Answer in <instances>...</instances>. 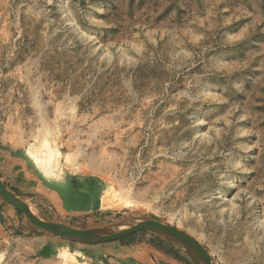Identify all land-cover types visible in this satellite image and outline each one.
Returning a JSON list of instances; mask_svg holds the SVG:
<instances>
[{"label":"rangeland","instance_id":"obj_1","mask_svg":"<svg viewBox=\"0 0 264 264\" xmlns=\"http://www.w3.org/2000/svg\"><path fill=\"white\" fill-rule=\"evenodd\" d=\"M43 136L51 174L26 153ZM0 172L47 220L156 219L215 264H264V0H0ZM119 242L194 264L149 231ZM97 247L0 197V264L161 263Z\"/></svg>","mask_w":264,"mask_h":264},{"label":"water","instance_id":"obj_2","mask_svg":"<svg viewBox=\"0 0 264 264\" xmlns=\"http://www.w3.org/2000/svg\"><path fill=\"white\" fill-rule=\"evenodd\" d=\"M0 197L18 209L33 224L74 243L95 245L118 241L137 232L149 231L177 245L194 264H215L209 251L195 237L176 226L156 219H133L90 228H73L61 222L47 220L33 212L31 205L25 199L7 187L1 172Z\"/></svg>","mask_w":264,"mask_h":264},{"label":"crops","instance_id":"obj_3","mask_svg":"<svg viewBox=\"0 0 264 264\" xmlns=\"http://www.w3.org/2000/svg\"><path fill=\"white\" fill-rule=\"evenodd\" d=\"M44 193L49 197L52 201V198H56L57 201L65 200L67 202L76 203L78 200L76 199L75 195L71 188H66L65 191L60 190L59 188L48 189L45 190ZM46 197V198H47ZM48 203H52L48 200ZM95 245H100V247L95 248L94 258L95 262H102L103 256L109 255L110 259L116 260H123L124 262H132L138 261L140 263H147L149 261V256H155L157 253L160 255V262L159 264H179L173 257H168L166 255H162L159 252L155 251L153 247H145V246H125L122 245L119 240L118 241H111L106 243H99Z\"/></svg>","mask_w":264,"mask_h":264},{"label":"bare ground","instance_id":"obj_4","mask_svg":"<svg viewBox=\"0 0 264 264\" xmlns=\"http://www.w3.org/2000/svg\"><path fill=\"white\" fill-rule=\"evenodd\" d=\"M46 132H47V130H46ZM44 133H45V131L42 133V135ZM39 138H40V136H39ZM52 142H53V140H52ZM50 143L51 142H49V138L46 136L45 137L43 136L42 140L40 141V145L38 148H36L34 146V147H28V149L26 150V153H27L28 157L30 158V160H32L35 163V165L37 167H39V169L41 171L44 172V174H51V168L53 167L52 165L55 164V162L58 161L59 157H60V153L55 152L54 149L52 148V146L50 145ZM57 181H59V180H57ZM119 201L120 202L118 204H120V203L125 204V205L129 204V202L127 200H123L122 198H119ZM52 202L54 204L58 205L57 204L58 201L56 198H54ZM33 212H35L36 214H39L34 209H33ZM63 253L65 254L66 252H63ZM64 264H66V263H64Z\"/></svg>","mask_w":264,"mask_h":264},{"label":"trees","instance_id":"obj_5","mask_svg":"<svg viewBox=\"0 0 264 264\" xmlns=\"http://www.w3.org/2000/svg\"><path fill=\"white\" fill-rule=\"evenodd\" d=\"M66 189V188H65ZM65 189H64V191H65ZM130 237V236H129ZM126 238H128V237H126ZM124 239V238H123ZM123 239H120L119 241H122Z\"/></svg>","mask_w":264,"mask_h":264}]
</instances>
